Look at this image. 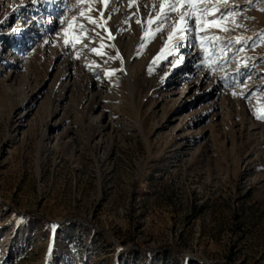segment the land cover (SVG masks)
I'll use <instances>...</instances> for the list:
<instances>
[{
  "label": "rangeland",
  "instance_id": "obj_1",
  "mask_svg": "<svg viewBox=\"0 0 264 264\" xmlns=\"http://www.w3.org/2000/svg\"><path fill=\"white\" fill-rule=\"evenodd\" d=\"M0 0V264H264V0Z\"/></svg>",
  "mask_w": 264,
  "mask_h": 264
},
{
  "label": "bare ground",
  "instance_id": "obj_2",
  "mask_svg": "<svg viewBox=\"0 0 264 264\" xmlns=\"http://www.w3.org/2000/svg\"><path fill=\"white\" fill-rule=\"evenodd\" d=\"M109 1V0H108ZM118 1L119 0H117V1H114L113 3H112V8H116L117 6H118Z\"/></svg>",
  "mask_w": 264,
  "mask_h": 264
}]
</instances>
